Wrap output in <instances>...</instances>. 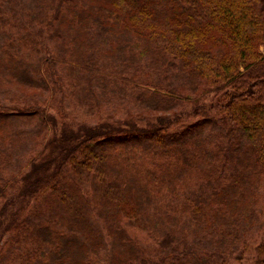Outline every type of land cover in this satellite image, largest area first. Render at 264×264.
Instances as JSON below:
<instances>
[{
	"label": "trees",
	"instance_id": "trees-1",
	"mask_svg": "<svg viewBox=\"0 0 264 264\" xmlns=\"http://www.w3.org/2000/svg\"><path fill=\"white\" fill-rule=\"evenodd\" d=\"M0 95V264H264V0H0Z\"/></svg>",
	"mask_w": 264,
	"mask_h": 264
},
{
	"label": "rangeland",
	"instance_id": "rangeland-1",
	"mask_svg": "<svg viewBox=\"0 0 264 264\" xmlns=\"http://www.w3.org/2000/svg\"><path fill=\"white\" fill-rule=\"evenodd\" d=\"M36 82L38 85L37 88L41 89L40 81L36 80ZM14 91H18L19 94H21V96H22L21 102H24V98L27 97L26 95H28V94H26L24 91H22L18 87V85L16 87L12 88L11 94L14 93ZM30 91H32V90H30ZM51 94H52V92L50 90H47L44 88L42 93H37L33 96L29 95L31 97H27V98L28 99L32 98L34 100H37L39 105L42 104V105L47 106V104H50V107H52L53 109L56 110L55 103L53 101H52V103L50 102ZM59 96H60V94L58 95V97ZM213 96L208 97V101H207L208 105L207 106L209 108L211 107L210 103L213 101H216V97H213ZM8 97L10 98V100L5 98L3 95H0V105L1 106L12 107V106L17 105L11 101V100L18 101L16 99V97H14V96L10 97V95ZM191 101L195 102L194 99H191ZM192 102H189V103L187 102L184 106H185V108H187L189 110V112H190V110H192L191 113L195 115V112H196V109H195L196 105L195 104H196V102L195 103H192ZM66 104L67 105L70 104L69 100L66 101ZM99 112L100 111H99L98 107H96L95 109H92L89 112L86 107H81L80 105L78 108H74L72 105L67 106V113L70 114L68 119L70 121H75L77 123L87 122L89 124H94L95 119H96L95 116ZM198 117L199 116H196L197 119H198ZM7 118H8L7 119L8 122H9V130L11 133H14V132L15 133H21V132L25 133V135L23 136L22 141H21V149L18 150L17 152H15V153H17V155L13 159L11 167L8 168L6 166L5 170L0 172V186L6 188L7 194L9 196L8 199H11L13 194H14L13 192H14L15 188L17 187L15 182L21 174L15 178H11L9 181L6 180L5 175L9 178L10 175H12V173H13L12 171L16 172L18 170L28 169V167L25 168V165H24L25 161L27 160V158L29 156H32L33 154H36L42 150V147L44 144L43 141L46 140L50 136V134L52 132V128H48L49 131L45 130L42 133L41 132V126L38 123V119H36L33 123H26L25 119H23L19 115H13V116L9 115V117H7ZM48 126H50V125H48ZM3 201L4 200L1 199V197H0V208H1V204L3 203ZM262 207L264 209V202L262 204ZM258 227H259V225H258ZM229 264H253V260L252 259L239 260L236 257H231L229 260Z\"/></svg>",
	"mask_w": 264,
	"mask_h": 264
}]
</instances>
